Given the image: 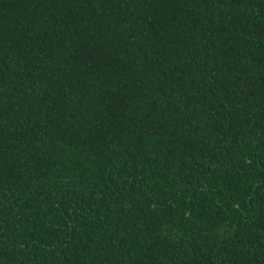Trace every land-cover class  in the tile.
<instances>
[{
  "label": "trees",
  "instance_id": "16d2710c",
  "mask_svg": "<svg viewBox=\"0 0 264 264\" xmlns=\"http://www.w3.org/2000/svg\"><path fill=\"white\" fill-rule=\"evenodd\" d=\"M0 264H264V0H0Z\"/></svg>",
  "mask_w": 264,
  "mask_h": 264
}]
</instances>
